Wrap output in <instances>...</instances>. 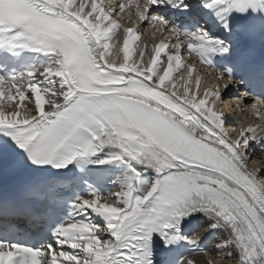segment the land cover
I'll use <instances>...</instances> for the list:
<instances>
[{"label":"snow or ice","instance_id":"obj_1","mask_svg":"<svg viewBox=\"0 0 264 264\" xmlns=\"http://www.w3.org/2000/svg\"><path fill=\"white\" fill-rule=\"evenodd\" d=\"M141 24L162 36L143 68ZM257 36L264 0H0V39L47 58L17 70L0 48V178H17L0 197V264H200L181 243L202 264H264V170L249 166L264 127L233 140L217 110L252 100L261 116L264 66L242 46ZM196 59L215 84L193 77Z\"/></svg>","mask_w":264,"mask_h":264},{"label":"bare ground","instance_id":"obj_2","mask_svg":"<svg viewBox=\"0 0 264 264\" xmlns=\"http://www.w3.org/2000/svg\"><path fill=\"white\" fill-rule=\"evenodd\" d=\"M102 1V3L104 4H111L109 1L107 2L106 0H100ZM121 17H123L122 20H125L128 22V17L127 15H123V14H119V16L115 17L116 19L119 18L121 19ZM133 19H135V17H133ZM129 27L131 26V23L128 22ZM140 28L142 29L141 32L138 33L139 39L137 40L138 42L144 43L141 48L143 47H149V45L155 44V40L160 38V33L156 32V35L153 36L152 32L154 31V29L151 28L150 25H146V24H141ZM183 58L186 60V55L185 53L183 54ZM141 67V66H140ZM180 75H185L186 76V72H181ZM179 76H177V82H182V80L179 79ZM202 76L207 78V80L205 81V83L203 82V85H208L211 86L213 84H215V79H214V75L209 73V72H205L202 71ZM172 88V87H171ZM235 96V94H234ZM236 101L233 99L231 101H228L227 99H225V102L221 105V104H217V110H223L227 113V117H226V127L234 125L235 123L238 124V126H235L233 128L234 129V135L235 138L239 132L240 127H246L250 124L252 125H260L261 127H264V121L262 122V120H264V107L262 106H257L258 108H260V112L262 113V115L258 118L255 114H254V110L250 107L247 108V106L250 104V101H247L246 104L244 105V111H241L239 108L234 109L233 107L235 106ZM263 109V110H262ZM247 111L251 112V115L248 116ZM240 114V117L238 115H234V114ZM247 113V114H246ZM232 114V115H231ZM249 118V119H247ZM259 131V129H258ZM260 147L262 149H260ZM264 145H260L257 146L253 151L255 152V158L250 160V163L252 165H254L253 169H261L264 170V149H263ZM264 177V176H262ZM204 256V253H200V254H196L193 256H189L188 258H192V259H197L198 261H200V264H202V260L201 258ZM227 264V262H226Z\"/></svg>","mask_w":264,"mask_h":264},{"label":"rangeland","instance_id":"obj_3","mask_svg":"<svg viewBox=\"0 0 264 264\" xmlns=\"http://www.w3.org/2000/svg\"><path fill=\"white\" fill-rule=\"evenodd\" d=\"M248 107H249V105L247 106V108H248ZM233 108L236 109L235 106H234ZM250 108H251V107H250ZM259 109H260V108H259ZM262 110H263V109H262ZM246 114H247V113H246ZM236 115H240V114H236ZM249 115H251V112H250V114H248V116H249ZM261 115H262V113H261ZM247 119H249V118H247ZM263 121H264V120H262V122H263ZM260 149H262V148L260 147ZM263 149H264V147H263ZM263 154H264V152H263ZM262 161H264V160H262Z\"/></svg>","mask_w":264,"mask_h":264}]
</instances>
